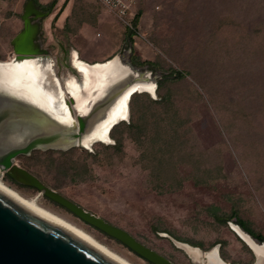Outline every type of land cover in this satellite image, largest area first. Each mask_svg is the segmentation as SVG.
<instances>
[{
	"label": "rangeland",
	"instance_id": "1",
	"mask_svg": "<svg viewBox=\"0 0 264 264\" xmlns=\"http://www.w3.org/2000/svg\"><path fill=\"white\" fill-rule=\"evenodd\" d=\"M28 1L0 0V61L17 54ZM33 1L48 12L36 53L55 59L70 92H93L77 57L116 75L128 64L149 71L156 95L135 91L109 141L38 148L16 162L178 264L193 260L174 239L252 264L231 223L264 236V0H133L132 27L99 0ZM2 180L133 264H153L37 188Z\"/></svg>",
	"mask_w": 264,
	"mask_h": 264
},
{
	"label": "water",
	"instance_id": "2",
	"mask_svg": "<svg viewBox=\"0 0 264 264\" xmlns=\"http://www.w3.org/2000/svg\"><path fill=\"white\" fill-rule=\"evenodd\" d=\"M47 14L48 12L39 10L33 0L27 2L22 14L24 27L13 40L17 57L23 56L20 52H31L30 55L36 53L37 50L35 49H27L18 45H28L31 39L33 40L37 37L42 40L40 36V19ZM41 51L46 54L45 49ZM139 72L142 74L147 71ZM131 81L132 79L122 83L119 89L112 91L103 101L97 104V107L102 109L107 106ZM152 95L155 96L156 93ZM19 110L30 116L38 112L34 107L0 92V126L12 120L26 119L28 117L18 114ZM89 117H91L90 113L80 117L79 132L85 130ZM45 121L48 122V127L30 135L24 143L0 147V170L21 184L37 188L49 199L64 206L87 223L116 238L151 263L178 264L139 241L127 230L85 209L80 204L48 186L38 176L16 162V158L19 155L30 154L34 149H68L79 144L70 143L71 140L78 136L76 128L62 126L50 120ZM238 225L241 227L240 224ZM254 239L258 242H264ZM256 261L257 256L255 255L253 263H256ZM0 264L128 263L97 244L79 230L35 206L0 183ZM192 264L200 263L193 260Z\"/></svg>",
	"mask_w": 264,
	"mask_h": 264
},
{
	"label": "bare ground",
	"instance_id": "3",
	"mask_svg": "<svg viewBox=\"0 0 264 264\" xmlns=\"http://www.w3.org/2000/svg\"><path fill=\"white\" fill-rule=\"evenodd\" d=\"M30 44L21 45L23 48L36 49L40 45L38 38L31 39ZM38 50V49H37ZM11 56L9 60L0 61V92L5 93L20 100L38 110L35 115H29L23 111L18 114L28 116L26 119L12 120L0 126V147L20 145L28 137L36 132L48 127L45 120L60 124L66 127L76 128L78 136L70 143L91 145L97 140L111 139L110 129L129 117V101L135 91H149L155 94V81L150 72L140 73L128 64L125 74H115L117 69L110 63L88 64L75 57L77 65L82 71L87 72L90 77V86L93 89L88 99L85 94L74 95L70 92V79L63 72H58L56 62L51 56L31 52H20ZM43 53V52H42ZM77 56V53H74ZM115 74V75H114ZM132 81L113 98L107 106L102 109L97 107L112 91L121 87L122 83ZM66 85V86H65ZM86 99V101H85ZM97 107V108H95ZM91 114L87 120L86 128L79 132L80 117ZM17 114V115H18ZM4 172L0 170V183L55 217L66 222L70 226L82 232L84 235L101 245L117 257L128 264H133L123 256L111 250L106 245L99 242L91 234L77 227L59 215L42 207L35 197L28 198L20 192L14 190L2 180ZM231 227L237 235L252 249L257 256L256 263L264 264V242L256 241L248 232L238 224L231 223ZM175 243L182 248L194 261L200 264H239L229 263L220 254L218 246H214L208 251H203L200 247H195L187 242L175 239Z\"/></svg>",
	"mask_w": 264,
	"mask_h": 264
},
{
	"label": "built area",
	"instance_id": "4",
	"mask_svg": "<svg viewBox=\"0 0 264 264\" xmlns=\"http://www.w3.org/2000/svg\"><path fill=\"white\" fill-rule=\"evenodd\" d=\"M109 11L113 12L125 24L132 27L130 15L132 14L133 0H99Z\"/></svg>",
	"mask_w": 264,
	"mask_h": 264
},
{
	"label": "trees",
	"instance_id": "5",
	"mask_svg": "<svg viewBox=\"0 0 264 264\" xmlns=\"http://www.w3.org/2000/svg\"><path fill=\"white\" fill-rule=\"evenodd\" d=\"M238 223L241 225V227L246 230L247 232H249L254 238H256L257 240L260 241H264V236L262 234L256 233L254 230H252L248 225H246V223L239 219ZM250 248V247H249ZM251 249V248H250ZM252 250V249H251ZM221 254V253H220ZM223 258V257H222ZM224 259V258H223ZM225 260V259H224Z\"/></svg>",
	"mask_w": 264,
	"mask_h": 264
}]
</instances>
